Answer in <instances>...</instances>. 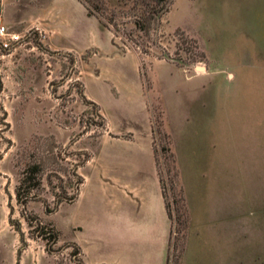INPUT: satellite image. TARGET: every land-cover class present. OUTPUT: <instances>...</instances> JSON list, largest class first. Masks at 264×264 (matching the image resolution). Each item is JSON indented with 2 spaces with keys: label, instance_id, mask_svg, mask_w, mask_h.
Segmentation results:
<instances>
[{
  "label": "rangeland",
  "instance_id": "374dc122",
  "mask_svg": "<svg viewBox=\"0 0 264 264\" xmlns=\"http://www.w3.org/2000/svg\"><path fill=\"white\" fill-rule=\"evenodd\" d=\"M3 1L16 20L49 25L52 43L80 50L73 37L88 26L71 1ZM91 1L112 50L96 57L42 37L0 53V264H81V251L91 254V196L106 148L96 145L99 124L138 137L139 80L152 121L165 122L152 145L171 213L166 264H264V0H80L98 13ZM151 8L167 10L147 24ZM217 97L218 135L209 126ZM29 163L40 185L23 210L14 188ZM53 231L46 245L35 236Z\"/></svg>",
  "mask_w": 264,
  "mask_h": 264
},
{
  "label": "crops",
  "instance_id": "0c3cea01",
  "mask_svg": "<svg viewBox=\"0 0 264 264\" xmlns=\"http://www.w3.org/2000/svg\"><path fill=\"white\" fill-rule=\"evenodd\" d=\"M69 1L74 3L80 17H83L88 26L86 29L77 30L74 34L73 39L80 50L76 51L72 47L52 43L51 34L54 30L49 25L41 21L35 24V20L30 21L29 24H35L43 31L49 47L54 46L56 49L73 52L91 49L95 52L93 56L96 57H99L106 49L112 50L114 45L111 30L105 27L97 17L87 15L84 5L79 0ZM3 2L0 0L1 22L25 28L28 23L24 24L16 20L12 14H7ZM96 57L91 60V63ZM255 65L254 63L253 66ZM203 69L205 71L204 67ZM228 74L231 75L230 72ZM93 77L95 79V73ZM194 84L201 89V93L203 83L196 80ZM146 90L144 83L139 80L138 87L132 91L133 96L137 98L141 112L138 137L132 132L114 133L109 129L108 124L104 123L103 131L96 138V145L101 147L105 144L106 148L98 174L99 180L91 196V254L86 257L81 251L82 264H166L167 262L170 221L165 210L153 158L152 115ZM91 101L99 107L97 101L92 98ZM219 114L220 107L217 97L216 107L212 111L214 119L209 124L211 130H215L217 135ZM161 121L164 127L165 122L162 118ZM217 135L216 141H218ZM111 143L118 146L120 150L109 153L108 145ZM92 158L91 153V160ZM143 162L144 168H140L138 165ZM137 177H140L139 181H136ZM210 192H213V187ZM184 196L191 226L194 227L195 223L199 224L200 219L194 218L186 190ZM202 211H204L203 208L200 212ZM215 223L217 228L223 226L222 215L218 214V209ZM220 237L222 241V235L216 231V238ZM13 241L15 242V238Z\"/></svg>",
  "mask_w": 264,
  "mask_h": 264
},
{
  "label": "trees",
  "instance_id": "16d2710c",
  "mask_svg": "<svg viewBox=\"0 0 264 264\" xmlns=\"http://www.w3.org/2000/svg\"><path fill=\"white\" fill-rule=\"evenodd\" d=\"M80 1V0H79ZM154 2V4H158L159 2H161L162 0H152ZM83 5L84 3L81 2ZM91 3H93L91 1ZM85 9H86V12H87V15H93L95 17H97L99 20H100V12H98V7L96 4H92V8L93 10L97 11L98 13H94L93 11H90V9H88L86 6H84ZM167 9L166 8H163V9H155V8H151V11H149L148 13V16L146 17V22L147 24L150 22H152L153 24L155 23V21H157L158 17L160 16V13L166 11ZM110 21V19H109ZM134 25L135 27L139 28L140 29V24L138 22H134ZM151 25V24H150ZM95 103H93L91 101V105H94ZM154 123H156V127H154ZM162 123H161V120L160 121H156L155 118H153V121H152V136H153V140H154V137H155V134H159L160 133V127H161ZM99 127L101 129H103L104 127V121L101 120L100 124H99ZM152 150H153V158H154V163H155V168H156V160H155V149L154 147L152 146ZM157 171V169H156ZM39 172H40V167L38 165V163H29V164H26L23 166V168L21 169L20 171V174H19V178H18V182H17V185L15 186L14 188V197H15V201L18 205L21 206V209L24 210V207H25V204L27 203L28 200L32 199V194L34 190L38 189L39 188V185H40V179H39ZM158 174V172H157ZM159 177V183H160V189H161V194H162V197H163V192H162V182H161V179H160V176L158 175ZM81 177L78 176L77 178V184L81 183ZM69 198H72V197H69ZM163 201H164V197H163ZM164 206H165V210H166V213H167V216L169 218V221H170V231H169V240H168V247H169V243H170V239H171V213L169 211V207L167 206V203L164 202ZM44 210L45 211H49L47 206L44 207ZM186 212V211H185ZM187 215V214H186ZM27 222L29 223V221L27 220ZM35 236L39 237L40 239H42L43 241H45V245L50 242V243H53L56 241L57 239V233L56 231H53L51 233V236H48L45 237L44 233L43 232H37L35 233ZM21 238V236H20ZM45 250L47 252H50L51 251V248L48 247V246H45ZM74 252L75 253H78L79 252V247L76 246V248L74 249ZM15 264H17V260L15 261ZM82 264V263H81Z\"/></svg>",
  "mask_w": 264,
  "mask_h": 264
},
{
  "label": "built area",
  "instance_id": "2783aa9c",
  "mask_svg": "<svg viewBox=\"0 0 264 264\" xmlns=\"http://www.w3.org/2000/svg\"><path fill=\"white\" fill-rule=\"evenodd\" d=\"M44 37L43 31L37 26L32 25L22 32L12 31L1 22L0 17V53H9L16 48L31 42L33 39L39 41ZM37 43V42H36ZM38 45V43H37Z\"/></svg>",
  "mask_w": 264,
  "mask_h": 264
}]
</instances>
